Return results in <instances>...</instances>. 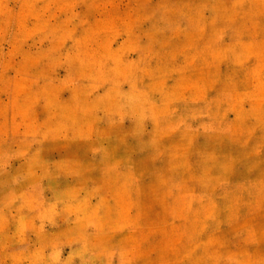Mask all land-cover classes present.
I'll return each instance as SVG.
<instances>
[{
    "label": "rangeland",
    "instance_id": "rangeland-1",
    "mask_svg": "<svg viewBox=\"0 0 264 264\" xmlns=\"http://www.w3.org/2000/svg\"><path fill=\"white\" fill-rule=\"evenodd\" d=\"M0 264H264V0H0Z\"/></svg>",
    "mask_w": 264,
    "mask_h": 264
}]
</instances>
